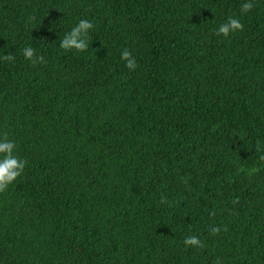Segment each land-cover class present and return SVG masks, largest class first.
<instances>
[{
    "label": "trees",
    "instance_id": "obj_1",
    "mask_svg": "<svg viewBox=\"0 0 264 264\" xmlns=\"http://www.w3.org/2000/svg\"><path fill=\"white\" fill-rule=\"evenodd\" d=\"M244 2L0 0V139L26 162L0 264H264V0ZM82 19L88 48L62 49Z\"/></svg>",
    "mask_w": 264,
    "mask_h": 264
},
{
    "label": "clouds",
    "instance_id": "obj_2",
    "mask_svg": "<svg viewBox=\"0 0 264 264\" xmlns=\"http://www.w3.org/2000/svg\"><path fill=\"white\" fill-rule=\"evenodd\" d=\"M252 3L250 0H246L241 6V13H246L251 10ZM243 25L240 20L236 18H228L226 23L221 24L217 32L227 37L229 33L241 30ZM93 29V23L90 20L82 19L74 27L67 32L60 41V47L62 49H75L77 51H84L88 48V34ZM25 59L33 60L34 49L32 47H26L23 50ZM40 62H43V57H37ZM120 58L125 62L128 69L134 70L136 67L135 57L130 53L128 49H124L121 52ZM0 59L11 61L15 57L9 53L7 55L0 54ZM35 62V61H33ZM15 144L11 140L6 138L0 139V191H3L9 184H11L23 171L26 162L19 159L14 155ZM216 231V229H213ZM186 245H198L200 241L195 237H189L185 239Z\"/></svg>",
    "mask_w": 264,
    "mask_h": 264
},
{
    "label": "bare ground",
    "instance_id": "obj_3",
    "mask_svg": "<svg viewBox=\"0 0 264 264\" xmlns=\"http://www.w3.org/2000/svg\"><path fill=\"white\" fill-rule=\"evenodd\" d=\"M64 32V31H63ZM124 154V153H123ZM167 162V161H166ZM129 167V166H128Z\"/></svg>",
    "mask_w": 264,
    "mask_h": 264
}]
</instances>
